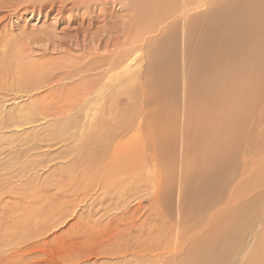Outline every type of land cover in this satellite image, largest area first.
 <instances>
[{"label":"rangeland","instance_id":"obj_1","mask_svg":"<svg viewBox=\"0 0 264 264\" xmlns=\"http://www.w3.org/2000/svg\"><path fill=\"white\" fill-rule=\"evenodd\" d=\"M158 2L0 0V264H168L177 232H193L183 195L220 156L228 191L240 182L263 213L264 120L250 105L240 124L201 131L184 118L181 53L179 121L171 92L150 93L151 52L170 28L146 32ZM132 53L129 72L113 68ZM230 102L217 113L236 115Z\"/></svg>","mask_w":264,"mask_h":264},{"label":"bare ground","instance_id":"obj_2","mask_svg":"<svg viewBox=\"0 0 264 264\" xmlns=\"http://www.w3.org/2000/svg\"><path fill=\"white\" fill-rule=\"evenodd\" d=\"M153 10L152 26L146 32L160 33L165 23L170 28L159 34L158 48L151 52L155 76L147 85L152 94L171 92L167 98L176 107L171 118L174 122L181 117L174 97L179 53L183 65L180 76L185 82L184 118L191 121L195 115L199 128L206 133L217 123L240 124L241 106L250 105L257 116L254 122L264 120V0H159ZM136 58L133 53L122 56L113 68L122 66V71L129 72ZM228 99L229 112L236 114L231 117L225 116L226 110L217 113L218 105L224 106ZM227 158L220 156L199 164L198 173L192 177L196 184L179 205L180 218L189 221L193 232L189 236L177 232L179 246H175L168 264H264V233L256 236L261 223L251 228V219L264 215V208L263 213L256 208L257 196L252 199L247 194L240 200L244 194L237 191L240 182L228 191L234 178L233 173L222 170ZM221 170L226 175L221 176ZM188 197L194 199L187 201ZM189 208L200 213L197 218L185 217ZM259 242L257 251L262 252L253 255L251 248Z\"/></svg>","mask_w":264,"mask_h":264}]
</instances>
